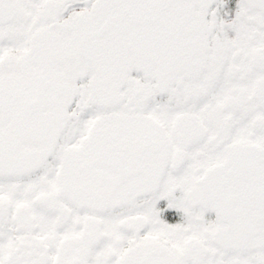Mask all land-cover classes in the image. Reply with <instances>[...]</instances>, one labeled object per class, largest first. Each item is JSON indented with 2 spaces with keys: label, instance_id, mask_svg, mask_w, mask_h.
<instances>
[{
  "label": "snow or ice",
  "instance_id": "6c2138e0",
  "mask_svg": "<svg viewBox=\"0 0 264 264\" xmlns=\"http://www.w3.org/2000/svg\"><path fill=\"white\" fill-rule=\"evenodd\" d=\"M0 264H264V0H0Z\"/></svg>",
  "mask_w": 264,
  "mask_h": 264
}]
</instances>
